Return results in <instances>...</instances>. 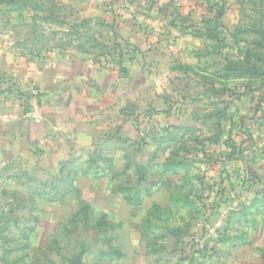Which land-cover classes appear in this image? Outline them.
I'll return each mask as SVG.
<instances>
[{"label": "crops", "instance_id": "0c3cea01", "mask_svg": "<svg viewBox=\"0 0 264 264\" xmlns=\"http://www.w3.org/2000/svg\"><path fill=\"white\" fill-rule=\"evenodd\" d=\"M184 1L110 2L105 18L124 26V47L131 53L118 63L0 54L5 78L0 80V264H85L88 256L89 264L201 261L186 257V236L170 240L177 250L173 254L161 252L159 244L165 242L156 224L164 210L189 206L175 196L179 174L188 164L205 167L197 150L174 160L172 147L177 132L189 130L175 122L178 110L167 100L174 82L167 75L174 63H186L184 39L194 36L178 23L186 20ZM133 9L141 12L139 20L130 14ZM34 105L40 121L28 115ZM140 167L146 170L138 181ZM154 169L157 176L151 177ZM129 174L135 177L132 187L124 184ZM228 179L237 182L228 176L224 184ZM170 180L173 189H162ZM248 187L255 196L257 188ZM82 223L100 230L98 241L94 248L66 255V234ZM262 234L264 206L251 208L232 221L226 253L204 262L262 264Z\"/></svg>", "mask_w": 264, "mask_h": 264}, {"label": "rangeland", "instance_id": "374dc122", "mask_svg": "<svg viewBox=\"0 0 264 264\" xmlns=\"http://www.w3.org/2000/svg\"><path fill=\"white\" fill-rule=\"evenodd\" d=\"M110 2L113 0L0 3V54L39 61L84 58L97 63H118L131 53L124 47V26L107 22V16L105 18ZM184 2L189 3V0ZM188 3L184 9L186 20L179 18L178 23L194 35L184 39L191 52L185 56V64L174 63V72L167 75L174 81L167 100L178 110L175 121L178 126L189 127L186 134H181L182 129L177 132L172 146L174 160L190 158L197 150L205 167L188 164V170L175 180L179 204L189 206L179 209L175 205L173 210L158 214L157 229L165 242L159 244V248L164 254L177 251L170 240L197 234L205 224L198 201L203 181L213 180L222 171L239 182V187L241 177L248 176L250 171L264 178V35L259 33L264 28V0H191V5ZM218 11L221 17H217ZM139 12L133 9L130 14L139 20ZM138 22L132 21L133 24ZM3 61L4 58H0V62ZM1 79L5 78L0 71ZM147 151L143 153L145 156ZM232 156L235 160L229 163L228 158ZM156 172L154 169L151 177ZM134 178L127 175L124 184L134 186ZM242 187L239 195L222 206V220L229 216L227 212L234 211V204L251 203L253 188ZM161 188L173 189L172 181ZM259 199L263 201L264 196ZM84 226L82 223L81 228L68 230L66 255L95 247L100 230ZM170 230H174L175 236ZM258 239L263 241L260 263L264 264V235ZM230 242L214 239L205 258L224 255L226 243ZM15 254L16 258L18 252ZM202 256L204 254L194 258ZM89 262L88 256L85 264ZM33 264L42 263L38 260Z\"/></svg>", "mask_w": 264, "mask_h": 264}, {"label": "trees", "instance_id": "16d2710c", "mask_svg": "<svg viewBox=\"0 0 264 264\" xmlns=\"http://www.w3.org/2000/svg\"><path fill=\"white\" fill-rule=\"evenodd\" d=\"M18 0H0V3H12ZM207 8V7H206ZM217 17H221V12H217ZM261 35H264V28L259 30ZM146 168L140 167V179L142 178L143 173L145 172ZM228 178L225 171L223 175H219V179L213 180H205L201 184V191L202 194L198 196V201L203 209V214L205 215V222L208 220L215 218L217 214L222 209V206L232 201L237 195H239V190L237 187L239 182L231 181L230 179L227 180V184H224L225 179ZM255 186L257 188L256 195L254 196L253 200L249 204H239L234 211L229 212V216L226 217L224 225L221 230H217L215 235V239L217 242H226L231 239L230 235V223L238 216L243 215L245 216L254 208L257 210L260 206H264V200L259 199L261 196H264V178L255 175L253 172H250L249 177L246 179H242L240 182L241 186ZM260 195V196H259ZM131 202H137L139 198L132 200L128 198ZM184 247H185V255L192 259L195 256H199L204 254L201 257V261L195 264H207L204 262L205 256H208L205 252L207 250V246L196 248L193 238L188 235L184 240ZM79 260L72 262L71 264H78Z\"/></svg>", "mask_w": 264, "mask_h": 264}, {"label": "built area", "instance_id": "2783aa9c", "mask_svg": "<svg viewBox=\"0 0 264 264\" xmlns=\"http://www.w3.org/2000/svg\"><path fill=\"white\" fill-rule=\"evenodd\" d=\"M29 117L34 121H40L42 119V114L37 105H34L32 110L29 112ZM9 117H13V115L9 114ZM237 205L234 204V208H236ZM221 212V210H220ZM220 212L217 214L215 218H213V223L208 221L205 222V224L202 226V229L197 232V234L192 233L190 236L193 238L194 243L196 245V248L207 246L206 248L210 247L212 245V241L215 239L216 231L220 228L222 229L224 225V220L220 217ZM227 212V211H226ZM230 212V211H229ZM229 212H227L229 214Z\"/></svg>", "mask_w": 264, "mask_h": 264}]
</instances>
